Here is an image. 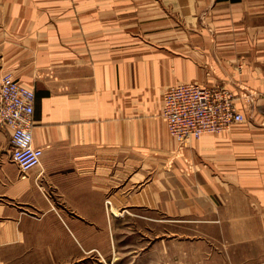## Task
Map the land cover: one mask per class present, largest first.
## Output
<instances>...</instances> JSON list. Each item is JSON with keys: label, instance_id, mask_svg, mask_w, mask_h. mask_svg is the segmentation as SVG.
<instances>
[{"label": "crops", "instance_id": "crops-1", "mask_svg": "<svg viewBox=\"0 0 264 264\" xmlns=\"http://www.w3.org/2000/svg\"><path fill=\"white\" fill-rule=\"evenodd\" d=\"M3 72L34 89L43 152L20 172L0 128V264H132L137 217L176 222L177 264L201 250L187 222L264 264V0H0ZM187 80L225 85L247 126L178 149L162 95Z\"/></svg>", "mask_w": 264, "mask_h": 264}, {"label": "built area", "instance_id": "built-area-1", "mask_svg": "<svg viewBox=\"0 0 264 264\" xmlns=\"http://www.w3.org/2000/svg\"><path fill=\"white\" fill-rule=\"evenodd\" d=\"M13 76L10 72L0 75V128L9 131L11 159L24 173L40 164L43 151L33 144L34 89ZM162 96L161 114L178 149L193 137L219 133L244 119L236 95L222 84L208 87L196 81H180L167 86Z\"/></svg>", "mask_w": 264, "mask_h": 264}, {"label": "rangeland", "instance_id": "rangeland-1", "mask_svg": "<svg viewBox=\"0 0 264 264\" xmlns=\"http://www.w3.org/2000/svg\"><path fill=\"white\" fill-rule=\"evenodd\" d=\"M246 108V107H244ZM243 108V109H244ZM250 107H247L248 109ZM240 109H242L240 107ZM244 110V119L242 121H239L235 123L230 130H240L242 126H247L246 118L248 115H251L253 111H247ZM243 111V110H242ZM261 112H264V109H262ZM248 114V115H247ZM257 123L254 122V126H256ZM252 127V125L250 124ZM252 127V129H255V127ZM227 129V130H228ZM251 129V128H250ZM128 218L126 219V223L124 225H128ZM135 224H131L130 226H134V228H126L125 233H122L121 235V242L122 247H128V244L136 245L137 249V256L135 259H132V264H167L166 261V254L162 251V246L166 245L167 240H169L170 243V258L168 260V264H177L176 258H174L173 255H176V246L173 245L171 242H175L177 235L176 233H172V231H176V222H161L160 220H149L145 218L137 217L135 220ZM180 231L182 234H184V241L185 245L187 246H197L201 245V250L198 251L194 250L190 252V256L186 257L185 262L193 263V264H204L205 262H208L210 259H216V261L220 262L221 264L228 261L227 264L231 263L233 260H236L240 263V260L244 256V251H233L231 247H228L226 249L224 246L226 245V242L223 238V234L220 230H218L217 227H210L208 225L204 224H193V222H187V223H181ZM168 231L170 234L167 236L166 232L163 234V231ZM94 244H98L97 242H93ZM209 243L211 245H215L216 249L212 251H208V245ZM173 252V253H172ZM162 253L165 255V258ZM172 253V254H171ZM124 254L126 256L124 257ZM121 255V261L129 260L128 259V253L125 252L124 249L120 253ZM133 256V255H132ZM253 258L256 255H251ZM89 259L90 264H105L104 262H101L100 256L96 252H90L89 253ZM222 260V262H221ZM112 264V263H110Z\"/></svg>", "mask_w": 264, "mask_h": 264}]
</instances>
